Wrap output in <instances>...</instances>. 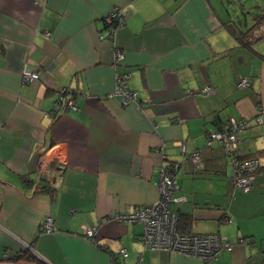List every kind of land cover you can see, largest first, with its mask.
<instances>
[{
    "label": "crops",
    "instance_id": "obj_1",
    "mask_svg": "<svg viewBox=\"0 0 264 264\" xmlns=\"http://www.w3.org/2000/svg\"><path fill=\"white\" fill-rule=\"evenodd\" d=\"M250 4L243 25L223 0H0V264H203L145 247L141 222L110 220L155 203L158 168L173 162L179 230L227 237L213 264H264V9ZM114 6L126 14L116 64L99 37ZM23 68L38 78L22 82ZM118 73L138 102L114 94ZM62 87L75 106L56 112ZM231 119L246 124L233 154L259 160L248 192L233 186L230 154L206 143Z\"/></svg>",
    "mask_w": 264,
    "mask_h": 264
},
{
    "label": "built area",
    "instance_id": "obj_2",
    "mask_svg": "<svg viewBox=\"0 0 264 264\" xmlns=\"http://www.w3.org/2000/svg\"><path fill=\"white\" fill-rule=\"evenodd\" d=\"M126 14L123 8L114 6L104 16L105 32L100 34V38H107L110 43L114 42V34L117 28L125 24ZM48 35V32L46 33ZM113 60L115 64L124 57V52L116 44L112 45ZM128 73H118L115 75L114 94L119 95L123 105L131 102H138L136 92L129 90L126 79ZM38 78V74L25 68L21 71V81L31 82ZM239 87L251 85L249 78L243 77L237 84ZM203 91H209L207 87ZM72 90L68 87H62L58 90L57 98L53 102V109L63 111L66 108L74 107V96ZM257 122L264 123V112H260ZM246 127L244 120L231 119L227 125L219 130H210L207 132L206 143L212 144L218 142L227 154H230L233 165V186L242 192H248L252 188L254 174L259 166L257 157L250 156L238 158L233 154L236 147V132ZM179 149L184 152L183 142H179ZM189 161L197 166L200 155L199 151L192 152L187 156ZM187 160V159H185ZM180 164L178 162L161 165L158 168L157 180L155 184L159 192L158 200L153 204L141 205L132 208L129 211H122L114 214L110 220L123 222H141L143 225V233L140 236L145 247L161 250L164 252L180 253L193 257H198L203 264H213L218 254L223 249H230L231 242L227 237L222 236L218 232H183L177 227V213L170 208L173 202L184 200L185 197L176 194L179 185L176 179V173ZM55 179L51 181V184ZM42 230L52 232L54 225L51 217H46L41 222ZM82 233L87 238L95 235V228L88 224H83ZM242 241V239H239ZM119 254L125 256V248L119 249ZM116 264H119L116 262Z\"/></svg>",
    "mask_w": 264,
    "mask_h": 264
},
{
    "label": "rangeland",
    "instance_id": "obj_3",
    "mask_svg": "<svg viewBox=\"0 0 264 264\" xmlns=\"http://www.w3.org/2000/svg\"><path fill=\"white\" fill-rule=\"evenodd\" d=\"M252 2H254V6H253V12H251L252 14H254L256 11H258V13L259 12H261V9H264V0H223V3H224V6L226 7V8H229V10H232L233 8V6H235V8L237 9V11H236V14H235V18H236V20L237 21H240L241 22V24H243L244 25V23H245V20L246 19H250L251 20V14L249 13V14H247L246 12H243L241 9H240V6L241 5H244L245 4V7L246 8H248L249 6H251V5H253V4H250V3H252ZM255 5H258V6H255ZM255 7H257V8H255ZM248 10V9H247ZM248 12V11H247ZM237 15V16H236ZM239 20H238V19ZM241 80V79H240ZM239 80V81H240ZM238 81V82H239ZM238 82H237V84H238ZM237 87H239L238 85H237ZM247 87V86H246ZM240 88V87H239ZM241 88H245V87H241ZM244 129V128H243ZM243 129H241V130H243ZM236 136H237V140H238V135L236 134ZM222 149H223V147H222ZM223 151L225 152V150L223 149ZM225 154H226V152H225ZM198 164H199V162H198ZM197 164V165H198ZM231 164H232V162H231ZM233 166V165H232ZM232 181H233V177H232ZM114 215V214H113ZM112 215V216H113ZM111 216V217H112ZM110 217V218H111ZM114 221V220H113ZM142 233H143V231H142ZM119 255V254H118Z\"/></svg>",
    "mask_w": 264,
    "mask_h": 264
},
{
    "label": "trees",
    "instance_id": "obj_4",
    "mask_svg": "<svg viewBox=\"0 0 264 264\" xmlns=\"http://www.w3.org/2000/svg\"><path fill=\"white\" fill-rule=\"evenodd\" d=\"M242 34V33H241ZM237 36V39H241V38H239V37H242V35H239V34H237L236 35ZM168 165H169V163H168ZM177 227H178V216H177ZM179 229V228H178ZM187 232V231H186ZM17 257L18 258H28V259H30V260H34V261H36L35 260V258H36V256L35 255H32V253H30V252H28V251H23L22 253H19V254H17ZM114 261H116V260H113V262ZM36 263L37 264H40L41 262H40V260L38 259L37 261H36ZM114 264H116V262H114Z\"/></svg>",
    "mask_w": 264,
    "mask_h": 264
},
{
    "label": "water",
    "instance_id": "obj_5",
    "mask_svg": "<svg viewBox=\"0 0 264 264\" xmlns=\"http://www.w3.org/2000/svg\"><path fill=\"white\" fill-rule=\"evenodd\" d=\"M193 164V163H192ZM195 165V164H194ZM196 166V165H195Z\"/></svg>",
    "mask_w": 264,
    "mask_h": 264
}]
</instances>
